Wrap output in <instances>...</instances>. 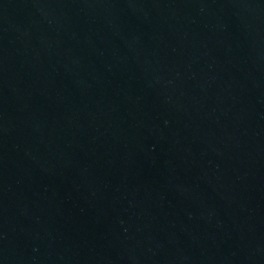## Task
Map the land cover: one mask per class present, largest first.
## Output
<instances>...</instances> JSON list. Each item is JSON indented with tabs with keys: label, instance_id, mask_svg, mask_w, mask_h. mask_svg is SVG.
I'll return each instance as SVG.
<instances>
[{
	"label": "water",
	"instance_id": "1",
	"mask_svg": "<svg viewBox=\"0 0 264 264\" xmlns=\"http://www.w3.org/2000/svg\"><path fill=\"white\" fill-rule=\"evenodd\" d=\"M0 264H264V0H0Z\"/></svg>",
	"mask_w": 264,
	"mask_h": 264
}]
</instances>
